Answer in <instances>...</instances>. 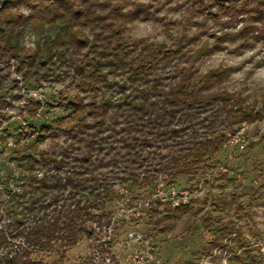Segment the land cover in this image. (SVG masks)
Segmentation results:
<instances>
[{"label": "trees", "instance_id": "obj_1", "mask_svg": "<svg viewBox=\"0 0 264 264\" xmlns=\"http://www.w3.org/2000/svg\"><path fill=\"white\" fill-rule=\"evenodd\" d=\"M158 4L160 0H1L0 60H16L24 86L39 82V69L48 71L57 61L65 70L55 73L52 67L53 80L64 73L75 89L71 96L63 97L64 90L52 95L50 104L60 110L43 107V116L38 115L41 100L27 97L20 118L8 121L4 97L9 92L3 82L9 73L0 72V153L7 150L6 161L29 171L16 191L12 183L18 173L2 162L10 169L4 179L8 202L28 204L25 214L20 211L28 217L22 221L17 213L1 226L0 264H50L51 258L52 264H63L67 249L87 240L88 253L70 264H106L96 262L97 252L110 256L107 264H123L100 242L115 227L110 207L115 186H124L133 201L142 191H155L159 175L168 188L183 178L193 188L198 174L219 162L228 134L262 117L257 105L264 106L263 95L250 100L222 86L234 67L202 72L199 62L222 43L248 49L264 41V27H258L264 25V0L201 2L198 9L211 17L212 30L198 23V32L175 38L168 33V44L128 39V22L163 19L157 16ZM23 6L31 9L28 16L19 10ZM239 20L244 27L237 31ZM26 28L41 37L33 50L20 44ZM199 34L203 38L194 47ZM48 138L51 144L39 148ZM8 139L13 140L10 146ZM154 203L146 215L153 237L157 228L189 209L188 202L172 205L157 197ZM11 205L0 208V217ZM213 207L224 212L235 207V213L245 208L223 198L221 206L213 202ZM210 223L202 251L220 245L232 252L225 263L214 264H264V253L238 252L228 245V239H242L240 227L230 221L223 227Z\"/></svg>", "mask_w": 264, "mask_h": 264}, {"label": "rangeland", "instance_id": "obj_2", "mask_svg": "<svg viewBox=\"0 0 264 264\" xmlns=\"http://www.w3.org/2000/svg\"><path fill=\"white\" fill-rule=\"evenodd\" d=\"M210 1L185 0L183 4H177L175 8L168 9L170 14L182 13V18L169 19L166 16L159 15L166 4L172 2V0H166V4L161 5L156 12L157 16L163 18L162 20L130 21L127 24L125 35L128 39H132L134 38L133 35L138 33L140 38L155 43L168 44L172 40L168 33L172 35V38H175L182 34L188 35L192 32H198L196 27L199 26L209 29L214 27L215 24L211 17L201 9H198V7L201 6V2L208 3ZM25 8L28 7L23 6L19 10L21 11V9ZM210 10L214 11L215 8L212 7ZM164 22L166 23L165 25H163ZM198 23L199 26L195 25ZM139 24H145L146 26L141 28ZM240 24L242 22L239 20L234 25V28L237 29ZM211 30L212 28L209 29V31ZM198 38L201 40L203 35L199 34L194 39L192 46H198ZM25 40H28L29 43L34 44L36 47V44L41 42V37L26 28L20 36V44L22 46H24ZM260 43H264V41L255 42L252 48H255ZM221 46L213 53H206L202 56L199 62V69L205 72L208 69L223 65L234 67L235 69L223 81L222 86L230 92H240L243 96H249L250 100L253 97L260 100L261 95L264 96V77L257 73L259 68L264 67V61L253 63L254 58L240 59L245 52L252 48L235 49V44L233 43H224V45L222 43ZM35 47L25 48L33 50ZM15 67L16 60L13 58L0 60V68H2L0 72L9 73L8 81L3 82L4 88H7L9 92L5 93L4 97L7 102L4 109L9 114L8 121L20 118L18 116L20 106L23 105L27 97L41 100L42 108L38 115L43 116L45 114L43 107L51 110H60V106L50 104V101L53 100L51 98L52 95H58L64 90L63 97L68 93V96H71L72 91L75 89L70 78L65 77L64 73L60 80H53L52 75H50L52 67L55 73L62 70L64 72L65 70L63 66L58 65L57 61L48 71L39 69V75L41 74L42 76L41 78L39 77V82L29 81L27 86L23 85V79ZM44 71L46 72L45 77L42 75ZM33 93L36 95H32ZM261 105L260 103L257 105V108L263 114L261 118L243 122L236 129L244 133L243 148L228 145V142H226L225 147L223 146L224 153L219 156L217 165L213 169L200 172L197 176L199 180L197 185L189 188V184L184 178L173 185L172 188L178 193L181 192V194L194 190L193 195H190L188 200L189 209L177 220L166 223V227L157 228L155 237L150 234L152 231L151 224L146 215L149 203H154L157 197L160 198V193L169 189L165 180L159 175L156 181V190L142 191L134 201L131 199L130 191H127L124 186L119 184L115 186L117 196L110 204L113 218L115 219V227L112 226L106 231L105 239L100 240V242L105 241L107 243L104 246L110 248L118 261L123 264H189L190 260H193V264L225 263L227 257L232 253L229 249L226 250L217 245L208 252L202 251L210 235L208 231L211 224L210 220L215 221L220 227H223L225 222L230 221L231 226L236 225L241 228L240 235L242 239L238 240L236 237L238 241L233 239L229 242V239L227 240L228 245L237 247L238 252L249 248L255 249L256 253H264V185H260L262 179H264V106ZM230 134H228L227 139ZM7 141L8 146L12 145L9 144L13 142L12 139ZM22 141H20V144ZM50 144L51 139L48 138L39 148L47 147ZM58 144L55 148H58ZM5 154H7V150H5L4 154L0 153V201H2L0 208L4 207L5 204L11 205L8 202L10 197L8 188L4 183V179L9 174V168L6 165L4 166L2 162L9 166L12 165V169L18 173V181L12 183V188L16 191L20 190L21 180H25L29 174L27 169L18 166L17 161H6L4 158ZM221 167L223 171L220 169ZM222 198L229 202H234V204L242 202L245 208L240 209L239 213L234 212L235 207L231 208L233 210L231 212L217 211L213 207V202L221 206ZM25 206H28V204L18 205L17 203H12L9 211H4L1 214L0 228L1 226H6L7 222H10L17 213H19L17 217L22 218V221H26L28 216L25 215L26 218H24V215L22 216L20 213V211H23L24 214L27 212L24 209L26 208ZM159 210H162V205H159ZM207 213L210 214V218L206 216ZM159 215H162V213ZM205 218L206 220H204ZM15 242L23 244L21 239H16ZM89 244L90 240L81 241L79 244L68 248L63 264H70L85 256L89 251ZM94 259L96 262L103 261L106 264L111 261L107 253L98 254L97 252ZM52 260L53 258L50 259V264H52Z\"/></svg>", "mask_w": 264, "mask_h": 264}, {"label": "clouds", "instance_id": "obj_3", "mask_svg": "<svg viewBox=\"0 0 264 264\" xmlns=\"http://www.w3.org/2000/svg\"><path fill=\"white\" fill-rule=\"evenodd\" d=\"M144 2L147 3V2H149V0H144ZM184 2H185V0H172L171 3L166 4V0H160V4H158L157 6L164 5V4H166V6H165L164 10L159 13V15L160 16H166L169 19H181L182 13H171L170 14L168 12V9L169 8H175L177 6V4H183ZM21 11L25 16H28L31 12V9L25 8V9H21ZM145 26H146L145 24H139V27H141V28H143ZM243 27H244V25L240 24L236 30L238 31L240 28H243ZM258 27H264V25H259ZM133 37L135 39H140V36L138 33L133 35ZM33 39H34V37H33ZM24 46L28 47V48H34L35 47V45L32 43H29L28 40H25ZM249 58H254L253 63H255L256 61H264V43L258 44L255 48H252L251 50L245 52V54L242 57H240L241 60H247ZM257 74L264 77V67L259 68ZM253 78H255V77H253ZM32 95H36V94L33 93Z\"/></svg>", "mask_w": 264, "mask_h": 264}, {"label": "built area", "instance_id": "obj_4", "mask_svg": "<svg viewBox=\"0 0 264 264\" xmlns=\"http://www.w3.org/2000/svg\"><path fill=\"white\" fill-rule=\"evenodd\" d=\"M240 129H243V128H240ZM244 140L245 139H244L243 131H239L238 129L229 135V138L227 139L226 142H228V145L235 146V147L238 146L239 148H243ZM9 144H12V143L10 142ZM220 169L223 171L222 167ZM193 191L194 190H192L189 193L185 192L184 194H181V192L180 193L176 192L174 188H169L166 192L160 193V198L159 197L158 198L161 199V201H168L172 205H177L180 202H183V203L188 202V200L190 199V195H193L192 194Z\"/></svg>", "mask_w": 264, "mask_h": 264}]
</instances>
